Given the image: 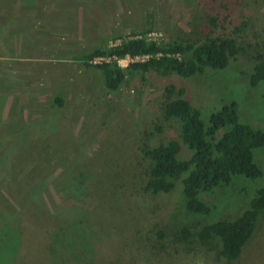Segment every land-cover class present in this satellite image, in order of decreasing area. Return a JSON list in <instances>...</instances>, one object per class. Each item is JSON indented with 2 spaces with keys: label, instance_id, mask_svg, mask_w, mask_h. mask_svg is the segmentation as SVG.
<instances>
[{
  "label": "rangeland",
  "instance_id": "1",
  "mask_svg": "<svg viewBox=\"0 0 264 264\" xmlns=\"http://www.w3.org/2000/svg\"><path fill=\"white\" fill-rule=\"evenodd\" d=\"M210 17L223 25L214 36L242 31L245 51L223 70L142 77L122 59L126 80L108 90L101 71L82 60L145 31L159 44L197 43L209 34ZM260 52L264 0H0V150H16L0 172V225L32 229L23 242L40 250L34 264H264V215L236 262L199 242L163 249L156 229L171 234L189 219L178 188L146 193L142 153L179 136L178 124L163 117L178 96H169L170 85L185 89L206 123L234 101L240 122L264 131V83L250 85ZM254 158L264 173V147ZM237 186L217 196L202 223L240 215L250 199L241 191L264 186V174Z\"/></svg>",
  "mask_w": 264,
  "mask_h": 264
},
{
  "label": "trees",
  "instance_id": "2",
  "mask_svg": "<svg viewBox=\"0 0 264 264\" xmlns=\"http://www.w3.org/2000/svg\"><path fill=\"white\" fill-rule=\"evenodd\" d=\"M221 22L217 17H210V32L197 43L149 42L143 35L145 31L140 38H122L120 45L95 49L83 55L82 60L87 68L101 71L108 90L121 87L126 80L125 70L117 61L92 65L90 61L97 56H115L119 59L150 56L149 60L133 63L127 68L128 71L142 73V77L151 70L177 74L183 78L203 74L206 68L223 70L245 48L239 42L242 33L240 26L229 36H214L213 28L223 27ZM242 25L246 26L247 23L243 22ZM257 56L259 63L255 65L250 79L252 87L264 83V53L260 52ZM167 93L169 96L177 93L178 96L165 103L163 117L166 121L174 120L178 124L179 136L142 149L149 163L144 190L152 196H170L178 188L189 221L171 234L162 227L156 229V242L164 246L163 249L172 242L168 245H172L174 250L183 244L199 242L208 250L216 252L218 257L236 262L253 238L260 217L264 215V186L252 194L241 191L250 199L246 209L234 218H222L206 224L199 218L213 214V202L224 189L238 187L242 179L259 180L263 177L264 173L254 157L255 151L264 147V131L241 123L234 101L213 112L206 123L202 110L185 97L184 88L177 89L170 85ZM62 100L56 99L61 104ZM156 129L162 131L163 127ZM32 135V132L27 133V139ZM7 146L0 150V172L5 171V174L9 166L4 160L8 161L16 151ZM22 226L16 227L12 222L0 225V264H34L33 260L41 257L40 250L35 255L34 251L25 249L27 239L23 242V238L29 237L32 229Z\"/></svg>",
  "mask_w": 264,
  "mask_h": 264
},
{
  "label": "built area",
  "instance_id": "3",
  "mask_svg": "<svg viewBox=\"0 0 264 264\" xmlns=\"http://www.w3.org/2000/svg\"><path fill=\"white\" fill-rule=\"evenodd\" d=\"M135 38H140V37L139 36H136V37H131L130 39H135ZM145 38L149 42H155V43H158V44L160 42L159 39H157L156 37H153L152 35H148ZM121 42H122V39H120V40L118 39V40L112 41L110 43L109 47H114V46L120 45ZM158 56H161V54H159ZM150 58H151L150 56H137V57L126 56L124 58V60H129V62L136 63V62H140V61H147ZM113 61H117L118 64L121 66V62L123 60L122 59H119V58H117L115 56H97L94 59H92L90 61V63L92 65H101L103 63H110V62H113Z\"/></svg>",
  "mask_w": 264,
  "mask_h": 264
}]
</instances>
